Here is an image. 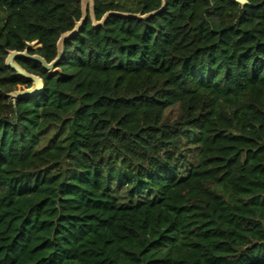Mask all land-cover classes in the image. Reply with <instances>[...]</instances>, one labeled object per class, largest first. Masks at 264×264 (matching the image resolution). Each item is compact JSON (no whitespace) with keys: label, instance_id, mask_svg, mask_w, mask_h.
Listing matches in <instances>:
<instances>
[{"label":"trees","instance_id":"16d2710c","mask_svg":"<svg viewBox=\"0 0 264 264\" xmlns=\"http://www.w3.org/2000/svg\"><path fill=\"white\" fill-rule=\"evenodd\" d=\"M94 1L99 20L162 3ZM81 16V0H0V264H264V0L89 19L61 74L18 61L45 90L14 103L31 83L8 51L33 44L51 62Z\"/></svg>","mask_w":264,"mask_h":264},{"label":"water","instance_id":"95a60500","mask_svg":"<svg viewBox=\"0 0 264 264\" xmlns=\"http://www.w3.org/2000/svg\"><path fill=\"white\" fill-rule=\"evenodd\" d=\"M233 1L240 4L241 6L248 4V0H233ZM164 8H165V0H162L161 7L149 13L142 14V13L121 12V11H108L99 20L97 19L95 14V1L81 0L82 16L80 20L75 22V25L72 30L63 33L60 36L56 45L57 55L53 61L47 62L41 55L36 53H31L33 51L38 50V49H32L31 47L26 48L24 51H8L7 57L5 59V66L8 69L12 70L16 76L22 77L26 81L31 83L30 87L13 91L8 94V97L15 103L16 101L21 99L33 98L43 94L45 90L44 80L38 75L27 72L19 64L18 61L23 59L37 63L41 65L43 70L46 71L51 76H54L56 74H61L62 70L60 68V63L65 55L66 43L80 33V31L83 29V27L85 26V24L89 19L92 23L93 28L98 29L100 27L105 26L109 18L112 16H119L124 18H131V19H138L145 21L150 19L151 17L160 14L164 10Z\"/></svg>","mask_w":264,"mask_h":264},{"label":"rangeland","instance_id":"374dc122","mask_svg":"<svg viewBox=\"0 0 264 264\" xmlns=\"http://www.w3.org/2000/svg\"><path fill=\"white\" fill-rule=\"evenodd\" d=\"M104 2H115L119 3L123 8L131 11H137L139 8V0H103ZM31 48L34 49L33 44H31ZM23 89V88H20ZM180 115V110L178 107H173L169 109L166 112V117H168L171 120L176 119ZM54 132L55 130L48 131L43 138L41 148H47L49 147L53 141H54ZM65 136V133L62 134L61 136L58 137V141L61 140ZM181 157L185 156L186 157V162L184 164V170L183 174H187L189 168L193 165L197 164L198 161V149L195 147H190V148H184L182 152L178 153ZM125 177L127 175V172H124ZM114 187V192L116 197L120 199L121 202L123 203H128L131 199L128 197L127 192H128V182L126 180H116L113 184ZM145 199L141 198V200ZM139 200V198H134V202Z\"/></svg>","mask_w":264,"mask_h":264},{"label":"flooded vegetation","instance_id":"af4514ba","mask_svg":"<svg viewBox=\"0 0 264 264\" xmlns=\"http://www.w3.org/2000/svg\"><path fill=\"white\" fill-rule=\"evenodd\" d=\"M25 88V87H24Z\"/></svg>","mask_w":264,"mask_h":264}]
</instances>
